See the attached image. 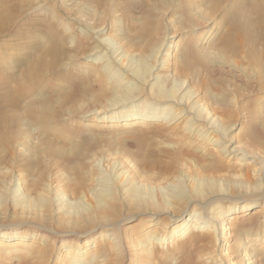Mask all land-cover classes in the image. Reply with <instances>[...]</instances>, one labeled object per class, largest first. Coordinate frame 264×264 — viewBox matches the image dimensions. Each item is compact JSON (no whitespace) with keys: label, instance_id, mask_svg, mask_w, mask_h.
Returning <instances> with one entry per match:
<instances>
[{"label":"rangeland","instance_id":"374dc122","mask_svg":"<svg viewBox=\"0 0 264 264\" xmlns=\"http://www.w3.org/2000/svg\"><path fill=\"white\" fill-rule=\"evenodd\" d=\"M237 1L102 0L90 7L79 0L26 1V9L39 6L47 15L25 20L56 27L65 43V55L60 59L67 62L55 75H48L52 83L39 94L48 99V130L43 128L47 114H40L41 109L36 113L41 115L38 120L25 117L26 102L17 111L7 108L10 121L0 127V242L3 248L14 246L0 255V264H70L66 257L82 249L91 235H97L96 241L82 254H95L97 264H142L137 245L150 222L141 215L162 214L153 227L166 237L180 224L171 226L168 219L173 210L182 209L177 200L194 203L185 218L191 220L188 224L195 220L189 215L200 201L198 194L205 180L219 182L218 189L208 194L225 199V211L233 199L243 202L246 197L264 196V12L255 21L257 17L244 4V17L256 24L251 29L256 38L250 45L245 41L227 44L229 16L241 11L236 4L240 6L243 0ZM213 24L215 30L204 35ZM24 28L26 33L0 38V60H6L5 68L19 66L29 41L44 38L49 43L45 30L28 33L27 26ZM99 29L103 34L96 32ZM89 32L92 37H87ZM197 34L205 40L195 44ZM93 42L98 46L97 56L103 58L97 62L86 58ZM154 45L159 50L151 59V71L143 77L134 68ZM164 60L165 67L158 69L161 72L155 71ZM107 63L114 68L115 77L123 76L128 89L136 91L130 102L137 94L143 96L141 100L111 102L115 78L100 72ZM158 72L161 77L156 81L151 75ZM171 86H176L182 104L198 113V119H211L220 129L216 142L192 136L185 121L170 123L175 110L183 107H174L165 115L151 114V121L144 119L147 111L139 107L141 103L154 107L161 98L159 88ZM66 93L73 95L66 98ZM132 113H139L140 118L128 121ZM233 124L234 130L226 136L225 126ZM222 138L233 139L249 154L247 159L240 162L222 157L218 150ZM60 188L63 195L58 194ZM100 192L106 197L99 199ZM262 203L257 202L246 214L228 215L237 236L235 242L225 241L232 243L227 249L234 255L250 254L253 264H264ZM128 217L136 221L119 227ZM127 226L132 229L123 235L128 244L121 249L119 237ZM32 232L39 236L30 234L25 242H17ZM4 233H8L6 238ZM203 234L208 231L190 227L184 235L151 251V264H182L186 257L192 264L238 260L220 251L224 245H216L214 239L190 244L192 236ZM245 237L249 242L237 253L235 246Z\"/></svg>","mask_w":264,"mask_h":264},{"label":"bare ground","instance_id":"6f19581e","mask_svg":"<svg viewBox=\"0 0 264 264\" xmlns=\"http://www.w3.org/2000/svg\"><path fill=\"white\" fill-rule=\"evenodd\" d=\"M26 1L27 0H0V38L3 39L5 37H14L17 34H22L23 32H25L24 26L25 27L27 26L26 30H28V33L31 31L32 32L33 31H35V32L41 31L42 32L45 30L44 32H45V35L47 37L46 39L48 40L49 43H45L43 40L44 38H40V37H38V38H40L42 40L36 39L34 41L33 40L29 41L26 44V48H25L24 52H22L20 54L23 57L20 58V61L18 63L19 66L16 68L14 65H11L10 68L9 67L5 68L3 61L5 62L6 60L5 59H2L3 61L0 60V80L2 82V85L0 88V127L2 125H4L6 123V121L8 122L9 118L11 117L10 115L7 114V111H6L7 108H9V110L15 109L17 111L19 109V107L24 102H26L27 108L25 110V113H26L25 117L29 115L34 120H38L39 119L38 117H40L41 115L37 116L36 113L38 112V110L40 111V109H41L40 114H43V115L45 113L47 114L46 115L47 118L44 117L45 123H44L43 128L48 130L50 128L48 125V122H49L48 121V116H49L48 114H49L50 110L46 106L48 99H47V97L44 98L42 96H39V94L42 95V93L44 91L43 90L44 87H47L48 85H50V83H52V82H50L51 78H49L48 75L49 74L55 75L57 73V71H59L60 66H62V64L64 65L67 62L66 60L62 62L60 59L62 56L65 55V51H64L65 43H63V41H61V35L59 37V35H58L59 33H57L58 31H57L56 27L54 28L51 25H50V27H49V25H46V27H43L42 24H41L42 26L41 25L39 26V24H37L38 22L37 23L36 22L30 23V20H28V21L25 20L29 16L32 18H33V16H35L36 19L42 18L41 15L46 14L45 12H43V9L41 10L39 8V6L33 7V8H30L28 6L30 9L29 8L26 9V7H27ZM75 1H77V0H75ZM79 1L82 4H84V6L90 7V6L95 5V2H98V1L101 2L102 0H79ZM233 1H237V0H233ZM235 3L236 2H234V4ZM238 3L236 4V6L238 5V8H240L241 11H240V13H236L238 15L230 14L229 18L231 20V29H230L231 31L224 40L226 41L227 44L230 43V45H232L235 42L239 43L238 41H241V42L245 41L246 43H248L250 45L251 43H253V41L256 38L255 35H253L251 33L252 27L255 26L256 24L253 20L248 18V16L244 17L245 14L243 15V13H245V12H243V7H244V4H247L248 8H250V10H251V13L255 16V18L257 17L255 21H258L257 19L259 18V15L262 12H264V0L262 3L259 1H258V3L255 1H253V2L252 1H249V2L246 1L245 2L243 0L242 2H240L241 3L240 6ZM41 6H43V5H41ZM245 7H246V5H245ZM52 18H53V16H52ZM214 26L215 25L213 24V25L207 27L206 31L204 32V35L208 34L209 32H213L215 30ZM101 30L102 29L96 30V32L100 33ZM100 34H103V33H100ZM90 35L91 34L89 32V35H87V37L88 36L92 37ZM201 35L202 34H197L195 36L196 37L195 38V44L199 43L200 41L205 40V38L201 37ZM94 38H90V39H93V41L96 42V40ZM170 38H168L166 40V42L169 43ZM208 38L209 37H207V39ZM28 40H29V38H28ZM84 42L86 43V41H84ZM95 42H93V43H95ZM170 42H171V40H170ZM91 43H92V41H91ZM158 46L159 45H154L148 56L142 57L138 60L136 66L134 68V71L137 72V74L141 73L143 75V77H145V76H147L146 74L149 71H151V68H152L151 64H150L152 62L151 59L154 58L155 53L159 50ZM98 53H99L98 46L95 43L92 47H90L88 53L86 54V58H92V59H94V61L97 62L98 60L103 59V58H100L99 56H97ZM67 56H68V58L71 59V57L69 55H67ZM195 56H199L197 52L195 53ZM121 57H123V56H121ZM170 57L171 56L169 54V58ZM169 58H168V60H169ZM122 60H124V59L122 58ZM165 62L166 61L164 60V63L159 64V66L156 67L155 71H157L161 65H163V67H165L164 66V65H166ZM122 63H124V61ZM100 72L103 75H106V76L112 75L113 78H115L113 80V81H115L113 84L115 87L114 88V96H113V98L110 97L111 102L115 103V102H117V100L130 102V100L132 98H134V94L136 95V91H131L130 89H128L127 85L129 84V82L124 83L125 79L123 76H116L115 77L116 72H114V68L109 63L103 64L100 68ZM159 72H161V71H159ZM159 72L156 73V75L155 74L151 75V78L153 77L154 80L159 81V79L161 77ZM149 78H150V76H149ZM142 79L143 78H141V80ZM110 83L112 84L113 82L111 81ZM143 86H144V84H143ZM177 90L178 89L176 88V86H171V88L168 90L167 89L164 90L162 87H160L158 91L161 94V96H160L161 98L159 97L160 100L157 101V104H155V105L153 104L154 107L148 106L147 102H145V101H144V103L142 102L139 107H142L145 111H147V113L145 115H143L145 117L144 119L146 121H151V119H153V116L155 114H157V115L164 114L165 115V113H167V112L169 113V111L173 110L174 107H180V108L183 107V108L178 110L179 112L175 110V115H174V117H171L170 123L173 120H174V123L179 122L180 120H182V122L185 121L186 122L185 127L187 128V131H189V133L192 136H197L200 140H203L207 143L209 141L210 142L213 141V143L216 142V139H218L217 135L220 134V133L218 134V131L220 129L219 130L217 129V127L211 121V119H209V120L207 119V121H205L204 118H203L204 119L203 121L198 119V116H197L198 113L197 114H196V112L193 113L188 108L189 105L184 106V104H182L183 97L182 98L178 97V95H177L178 91ZM141 94L143 95V93H141ZM65 95H66V98H70V97H72L73 94L69 95L66 93ZM188 95H190V94H188ZM140 96L141 95L137 94V97H136V99H134V101L138 102V100H141L143 98V96L142 97H140ZM154 99H155V97H154ZM134 101H131L130 103H134ZM160 104H169L170 106H167L165 108L164 107L157 108ZM113 105L115 106V104H113ZM40 106H43V107L40 108ZM152 109H154V110L152 111ZM157 111H158V113H156ZM161 111H165V112L161 113ZM151 114H154V115H151ZM139 116H140L139 113H134V114L132 113L131 115L128 116L131 119L128 121H135L136 119H138ZM234 126H236V125H234V124L233 125H226L224 130H223V133L227 136L226 133L233 131ZM213 134H214V136L212 137V139H210ZM213 139H215V140H213ZM220 141H221V143L218 146V150H219V154L222 157H225V158L231 157V159H236V161L241 162V161L245 160V158L247 159V157L249 156V154L247 152L242 151L239 148V146L236 145V143L233 141V139L222 138ZM253 159L255 160V158H253ZM254 162H256V161H254ZM259 162H261V161H259ZM262 162L261 163H262L263 169H264V161H262ZM256 163H258V162H256ZM261 174H263V173H261ZM201 187L202 188L198 194V198L200 201H198L195 204L191 214L189 215V217H191V218L194 217L195 220H193L191 224H188V221L190 222L191 220L185 218L187 211L189 209H191V207H192V205H194V203L188 201L189 199H186V198L184 200H177L181 204L182 209L179 211L178 210L174 211L172 209V207H170L173 210V212L169 216L168 219L171 223V226H173L175 223H180V224L174 226V228L172 229L171 232H169V233L167 232L165 234L166 237L159 236V234H158L159 230L157 228L155 229L153 227L154 226L153 222H156V219L158 217H160L162 214H155V216L153 215V217H155V218H153L152 216L149 217L146 215L145 216L141 215L142 220H147L148 222H150V225L148 227L143 228L142 233L139 235L140 240H139L138 245H137V251H138L137 256L143 257V259H142L143 263L142 264H151V262H152L151 258L153 256L152 252L156 248H158L161 244L164 245V243L170 242V241L174 240V238L176 239V238L184 235L190 227L191 228L193 227L195 229H203V230L208 231V234H203V235H199V236H195V237L192 236V238L190 240V242H191L190 244L193 245L197 241H202L205 243L208 240L211 241L212 239H214L216 245H219V246L221 244L224 245V246H222V249H220V251L228 252V254H229L228 256H230L234 259H238L236 262L234 261L231 264H241L243 262H245V264H246L247 261H249L248 264H253V261H252L253 259H252V257H250V254H248V253L246 255L240 254L241 256L240 255H234V254H232L233 250H231V248L227 249L232 245V243H229V245H228L227 243H225V241H229V242L232 241L233 242L235 240V237L237 236L236 235L237 231L235 230L236 227H234L233 226L234 224L232 225V223L229 221L228 215L230 216L233 213L234 214L235 213L236 214L237 213L238 214H246L247 212L252 210V206L255 205L257 202H263L262 208L264 210V196L253 195L254 197L252 196V198L250 197L249 199H248V197H246V199L243 200V202H234V199H233L232 200L233 203L228 207V210L225 211V209L223 208V203L225 202V199L215 198V197L211 198V196L208 194L209 192H215L218 189L219 182H216L212 179L205 180V181H203V185ZM103 191H105V190H103ZM63 192L64 191L61 188L58 190L59 195H63ZM200 193H206L208 196L200 194ZM98 196H99V199L100 198L102 199V198L106 197V193L100 192V194ZM179 199H181V198H179ZM41 202H44V200L40 199V203ZM140 214H142V213H140ZM134 217H128L127 219L126 218L123 219V221L121 222L119 227L122 225H125L127 223H129V224L133 223V221H136V218H134ZM145 217H147V219H144ZM138 218H140V217H138ZM181 222L182 223L186 222V223L181 224ZM189 225H191V226H189ZM129 229H132V226L125 227V229L121 233V236H120L121 238L119 237L120 240L118 241V248L120 246H121L120 247L121 249L127 248L128 242L125 243L126 240L123 239L122 237L127 232V230H129ZM7 234L8 233H4L3 237L6 238ZM30 234L32 235V237L33 236L34 237L39 236V235H37V233L32 232L29 234H25L24 236H21V238H19L17 240V242H20V243L25 242V240L28 239V236ZM249 235H250L249 233L246 234L247 238H249ZM96 236L97 235H95V236L91 235L88 237V235H87L88 238H86V240L84 242V244H85L84 247L82 249H80L79 251H73L71 254L69 253L70 255L68 257H66V259H69L70 264H95L96 263L98 257L95 254H93V255L89 254V255H85V256L82 254V252L84 251L85 248H88L95 243ZM247 238L246 237L242 238L240 241V244H238V246L237 245L235 246V248L238 249V250H236L237 253L241 250L242 247L247 245V243L249 242L247 240ZM246 240H247V242H246ZM116 245H117V243H116ZM12 247H14V246L7 245V246H4V248H3L2 242H0V255L3 252L5 253L6 249L11 250ZM177 252H178V250H177ZM186 256H188V255H186ZM186 258H185V262L182 264H192V263H189L190 258L189 257H186ZM193 261L194 260H192V262ZM132 262H134V260H132Z\"/></svg>","mask_w":264,"mask_h":264}]
</instances>
